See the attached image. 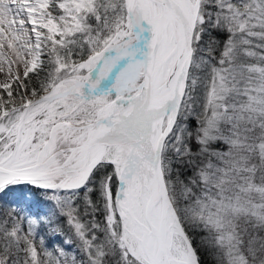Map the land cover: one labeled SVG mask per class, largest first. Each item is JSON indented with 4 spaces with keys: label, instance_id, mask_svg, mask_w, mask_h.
Wrapping results in <instances>:
<instances>
[{
    "label": "snow or ice",
    "instance_id": "snow-or-ice-1",
    "mask_svg": "<svg viewBox=\"0 0 264 264\" xmlns=\"http://www.w3.org/2000/svg\"><path fill=\"white\" fill-rule=\"evenodd\" d=\"M0 264H264V0H0Z\"/></svg>",
    "mask_w": 264,
    "mask_h": 264
},
{
    "label": "trees",
    "instance_id": "trees-1",
    "mask_svg": "<svg viewBox=\"0 0 264 264\" xmlns=\"http://www.w3.org/2000/svg\"><path fill=\"white\" fill-rule=\"evenodd\" d=\"M35 210V209H34Z\"/></svg>",
    "mask_w": 264,
    "mask_h": 264
}]
</instances>
